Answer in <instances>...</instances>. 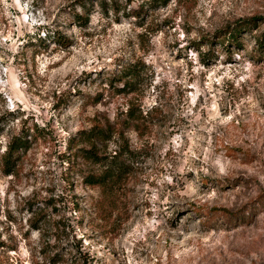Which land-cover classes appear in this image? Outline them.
Segmentation results:
<instances>
[{"label":"rangeland","instance_id":"1","mask_svg":"<svg viewBox=\"0 0 264 264\" xmlns=\"http://www.w3.org/2000/svg\"><path fill=\"white\" fill-rule=\"evenodd\" d=\"M0 264H264V0H0Z\"/></svg>","mask_w":264,"mask_h":264},{"label":"trees","instance_id":"2","mask_svg":"<svg viewBox=\"0 0 264 264\" xmlns=\"http://www.w3.org/2000/svg\"><path fill=\"white\" fill-rule=\"evenodd\" d=\"M136 15H140V13H136ZM79 22H83L87 24L88 18H84L79 16ZM61 42L63 41L64 45H67L66 41L68 40L66 37L63 39H59ZM69 41V40H68ZM99 132L94 131L91 136L94 137L98 135ZM24 146L22 143L19 142V139L16 138L12 143L9 152L5 156V166H7V172L10 173L13 167L12 157L13 155ZM84 153V157L92 160L94 163L100 165L102 168L101 172L96 175H91V179H89V183L98 186L101 188L102 193L104 196L112 197L116 190V185L124 172V164L122 158V151H116L111 157L110 155H103L100 154L95 148H81Z\"/></svg>","mask_w":264,"mask_h":264}]
</instances>
